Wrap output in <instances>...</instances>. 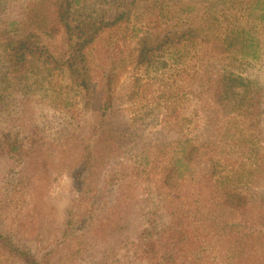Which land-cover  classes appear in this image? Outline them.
<instances>
[{
  "label": "rangeland",
  "instance_id": "rangeland-1",
  "mask_svg": "<svg viewBox=\"0 0 264 264\" xmlns=\"http://www.w3.org/2000/svg\"><path fill=\"white\" fill-rule=\"evenodd\" d=\"M72 1L69 23L83 35L62 23L65 0H0L3 234L41 264H156L136 236L178 210L205 221L200 264H264V0L257 9L243 0ZM95 28L72 67L75 42ZM168 29L200 43L170 59ZM29 35L35 69L11 75L7 46ZM227 38H251L259 60L214 46ZM221 68L251 80L260 109L243 130L215 115L214 98L194 95L198 79ZM90 161L94 174L80 177ZM233 192L246 202L238 212L213 201L221 193L230 203ZM0 264L22 262L0 244Z\"/></svg>",
  "mask_w": 264,
  "mask_h": 264
},
{
  "label": "trees",
  "instance_id": "trees-1",
  "mask_svg": "<svg viewBox=\"0 0 264 264\" xmlns=\"http://www.w3.org/2000/svg\"><path fill=\"white\" fill-rule=\"evenodd\" d=\"M65 1L66 6L61 5V7L64 8L61 9L59 15L62 23L67 29V32L72 33L75 30H79V32L82 33L81 35H83L87 30L86 27L79 28L72 26L69 23V14L71 6L74 2H70V0ZM245 2L249 3L252 9H257L263 3V0H243V4ZM120 20H122V18H119V20H116L113 23L104 24V26H113ZM100 29L101 28H95L92 34H86V38L84 40H80L81 38H78V41L75 42V52L71 57L72 67H74L73 62L75 60H80V62L84 63L85 59H82L83 52L88 49V47L95 41ZM31 39L32 35H29L26 37V39L18 40L17 42L11 43L7 46V53L5 56L9 63L8 69L11 75L17 74L19 76H26L28 73L27 71H33L35 69L34 62L38 59V52L35 42ZM69 39H72V35L69 36ZM166 39L167 44H169V53L172 52L169 54L170 59L174 58L177 54L181 55V52L184 49H193L200 43L196 40V37L192 35L190 30H184L182 32H178V30H176L173 32L171 29H168ZM183 40H185V43ZM216 45H214L216 48L221 47V49L225 52L234 51L237 54L239 53L245 62H249L251 60L258 61L260 58L258 54V48L255 46L251 38L242 40L228 38L224 40L221 39L217 40ZM209 50L212 49L207 48L203 51L208 52ZM202 61L203 59H201V62ZM76 69L77 70L72 68V71L74 75H78L76 79L77 82H79L78 85L88 90L90 83L89 80L80 75L82 70L80 71L78 68ZM223 69L221 68L219 71H217L214 80L212 78L211 80L207 81L200 77L198 79V88L194 91V95L197 98H205V104L214 98L215 102L213 112L215 115L220 116V120L222 121H226L227 119L225 122L226 124H234L237 126L235 127V130H243L245 120H253L254 116L259 113L260 107L253 108L255 106V101H253L252 90L250 87L251 80L247 77L244 78V76L241 74L240 76H237L232 72H229L227 69ZM198 70L201 71V65ZM107 105H109L108 108H106ZM103 107H105L106 112L112 109V106L108 104V102L105 103ZM261 109L263 110V108ZM106 112L103 114V116L106 115ZM196 150L197 146H190L189 150L187 147H185L183 149V153L185 154V157H190V155H192ZM112 161L117 160L111 159L108 160V163L110 164ZM94 167L95 164H92L91 161L86 163L83 174H81L80 177H84V175L88 174H94L90 171ZM180 170L181 167L179 169L173 168L166 177V180H169L172 177V173H179ZM231 195L235 197V199H233L230 203H227L222 199L221 193L219 194L220 197L218 195L213 197V201L230 212H238L242 210L246 205V202L243 200L244 198H241L238 192H233ZM200 196L204 197L202 192ZM164 207H167L168 210L171 208L168 196L166 198L165 204H163V208ZM176 212L177 213H166L168 217L170 213V216L173 217L172 220L169 218L163 219V215L157 216V218L153 220L155 225L144 231L142 236H136V243H140L141 240L145 241L144 243H141V245L145 247V251L143 252L145 254L149 252L151 259H154L153 261L156 264H176V262L177 264H188L189 261L193 264H200L203 258V256L200 254H202L204 250L202 246L205 221L199 218L196 219V217H192V215L189 213L180 214L178 210ZM87 220V217H85L81 225L84 226V224L87 223ZM70 223L71 221H68V224ZM193 223L197 224L198 226L194 229L195 234L190 236L191 232H193V230H191V225ZM0 244L6 248L11 255L17 256L22 264H41V262L37 261L26 248L15 245L9 237L3 234L1 229Z\"/></svg>",
  "mask_w": 264,
  "mask_h": 264
}]
</instances>
